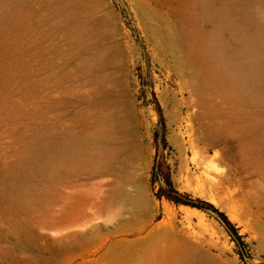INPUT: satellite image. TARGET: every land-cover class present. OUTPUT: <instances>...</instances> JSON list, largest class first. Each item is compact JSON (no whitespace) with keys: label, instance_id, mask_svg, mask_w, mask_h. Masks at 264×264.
I'll use <instances>...</instances> for the list:
<instances>
[{"label":"rangeland","instance_id":"rangeland-1","mask_svg":"<svg viewBox=\"0 0 264 264\" xmlns=\"http://www.w3.org/2000/svg\"><path fill=\"white\" fill-rule=\"evenodd\" d=\"M243 10L264 16L261 0H0V264H264V30ZM164 171L242 243L159 198Z\"/></svg>","mask_w":264,"mask_h":264},{"label":"trees","instance_id":"trees-1","mask_svg":"<svg viewBox=\"0 0 264 264\" xmlns=\"http://www.w3.org/2000/svg\"><path fill=\"white\" fill-rule=\"evenodd\" d=\"M159 133H155V142L158 143ZM164 178L166 182V186H160L156 195L159 198L165 196L168 200L180 205H187L199 208L201 210H211L216 213L217 218L221 221V223L226 227L228 232L232 235L233 239L238 242V244L242 243L243 236L239 233V229L236 227V224L230 220L228 215L221 211L217 206L213 203L203 200V199H195L192 198L187 193L180 192L174 185L169 171H164ZM158 180V171H153L152 182L155 183ZM243 257V254H242Z\"/></svg>","mask_w":264,"mask_h":264},{"label":"bare ground","instance_id":"bare-ground-1","mask_svg":"<svg viewBox=\"0 0 264 264\" xmlns=\"http://www.w3.org/2000/svg\"><path fill=\"white\" fill-rule=\"evenodd\" d=\"M262 1V3L264 4V0H261ZM247 9V8H246ZM244 12H245V14L246 15H243V16H245V20H248L250 23H251V25H253V27H254V29L258 32V34H260L259 32L261 31V30H264V19L262 18V16H259L258 14H256L255 13V11H254V13L253 12H250V11H252V10H250V11H245V10H243ZM244 14V13H243ZM264 14V13H263ZM264 17V16H263ZM238 30V29H237ZM242 32H243V34H242V36H243V39H244V41H245V44L250 48H247L249 51L250 50H252L253 48H254V42H253V40L252 39H249V37H248V35H249V31H251V30H249L248 32L247 31H243V30H241ZM238 32H240V31H238ZM252 32V31H251ZM263 33V32H262ZM252 35H253V32L251 33ZM250 37H253V36H250ZM263 45H264V43H263ZM245 47V46H244ZM257 49V48H256ZM260 50V49H259ZM258 50V51H259ZM245 51V50H244ZM255 52H257V51H255ZM254 52V53H255ZM261 52H262V50H261ZM253 53V54H254ZM241 54V53H240ZM243 54V53H242ZM259 54V53H258ZM262 54H263V52H262ZM255 55V54H254ZM240 56V55H239ZM245 56H247V55H245ZM254 57V56H253ZM240 58V57H239ZM257 58H258V56H257ZM260 59V58H259ZM252 60V59H251ZM261 60V59H260ZM242 61H243V59H242ZM253 61V60H252ZM251 62V61H250ZM250 62H248L246 65L247 66H250L251 65V67H249V68H251L250 70H251V74H250V76L252 77L253 76V78H254V80H257L258 78H260V76H259V74H260V70L258 71V66L256 65V64H252V63H250ZM249 63H250V65H249ZM255 63V62H254ZM245 65V66H246ZM244 66V65H243ZM234 67V66H233ZM245 68V67H244ZM234 69V68H233ZM262 70H263V68H262ZM243 71V70H242ZM246 72V71H245ZM242 76H243V74H242ZM244 77H245V75H244ZM264 78V77H263ZM261 79V78H260ZM253 80V79H252ZM246 81V80H245ZM258 81V80H257ZM264 82V81H263ZM262 85H264V84H262ZM260 86V85H259ZM258 86V87H259ZM210 164H211V161L209 162Z\"/></svg>","mask_w":264,"mask_h":264}]
</instances>
